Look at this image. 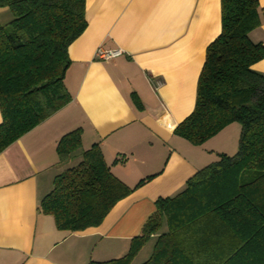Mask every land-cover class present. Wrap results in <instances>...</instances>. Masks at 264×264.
<instances>
[{
    "label": "crops",
    "instance_id": "0c3cea01",
    "mask_svg": "<svg viewBox=\"0 0 264 264\" xmlns=\"http://www.w3.org/2000/svg\"><path fill=\"white\" fill-rule=\"evenodd\" d=\"M84 3L86 27L67 49L63 83L68 101L0 152V264L119 258L140 234L158 198L176 195L218 154L234 155L238 148L235 140L226 142L230 134L239 138L236 122L201 145L174 133L194 108L206 48L221 31L220 0ZM258 3L264 7V0ZM11 17L10 9L0 6V24ZM249 38L264 43V22ZM99 46L120 52L100 59L94 54ZM251 67L264 73V59ZM73 130L80 135L78 153L98 145L111 173L132 188L98 226L78 232L59 229L52 215L39 208L54 177L79 159L60 162L56 150ZM222 139L221 145L214 144ZM148 243L132 263L150 253L151 247L145 252Z\"/></svg>",
    "mask_w": 264,
    "mask_h": 264
},
{
    "label": "trees",
    "instance_id": "16d2710c",
    "mask_svg": "<svg viewBox=\"0 0 264 264\" xmlns=\"http://www.w3.org/2000/svg\"><path fill=\"white\" fill-rule=\"evenodd\" d=\"M84 1L0 0L12 14L0 24V152L68 101L67 49L86 27ZM220 7L221 31L206 48L194 108L174 133L201 145L237 122L236 153L219 154L182 191L158 198L125 255L88 264H131L151 241L136 264H264V73L251 67L264 59V43L249 38L264 22V7L258 0H220ZM79 148L78 130L59 140L60 162L79 159L54 177L39 205L71 232L98 226L132 190L98 145Z\"/></svg>",
    "mask_w": 264,
    "mask_h": 264
},
{
    "label": "rangeland",
    "instance_id": "374dc122",
    "mask_svg": "<svg viewBox=\"0 0 264 264\" xmlns=\"http://www.w3.org/2000/svg\"><path fill=\"white\" fill-rule=\"evenodd\" d=\"M237 126H239V123H235ZM240 127V126H239ZM225 139H222V140H219V141H217V142H215L214 144L215 145H219L220 143L222 144V142L224 141ZM232 140H233V142H232ZM234 140H235V144H236V146H238V137L236 136V138L234 139V137H232V135L230 134L229 135V137L227 138V140H226V142L227 143H231V144H233L234 143ZM220 144V145H221ZM227 145V144H226ZM213 146V148L215 149V147H218V146H214V145H212ZM204 147H206V149H210V145H204ZM204 147H202V148H204ZM214 154L215 155V152H210V154ZM208 154H209V152H208ZM213 155V156H214ZM219 155V154H218ZM209 159H210V161L212 160V159H214V158H211V157H209ZM152 241L151 242H149L148 243V245H147V249H145L146 251L145 252H147V251H149V249H150V247H152ZM147 255H145L144 254V256L143 255H140L136 260H135V262H133L132 264H136V263H139L142 259H145V257H146Z\"/></svg>",
    "mask_w": 264,
    "mask_h": 264
},
{
    "label": "built area",
    "instance_id": "2783aa9c",
    "mask_svg": "<svg viewBox=\"0 0 264 264\" xmlns=\"http://www.w3.org/2000/svg\"><path fill=\"white\" fill-rule=\"evenodd\" d=\"M119 52H120L119 49H104L99 46L95 50L94 54L97 58L109 60V59H113L116 55L119 54Z\"/></svg>",
    "mask_w": 264,
    "mask_h": 264
},
{
    "label": "water",
    "instance_id": "95a60500",
    "mask_svg": "<svg viewBox=\"0 0 264 264\" xmlns=\"http://www.w3.org/2000/svg\"><path fill=\"white\" fill-rule=\"evenodd\" d=\"M46 83H47V82L44 81V82L40 83L39 85H37L36 88H41V87H43Z\"/></svg>",
    "mask_w": 264,
    "mask_h": 264
}]
</instances>
